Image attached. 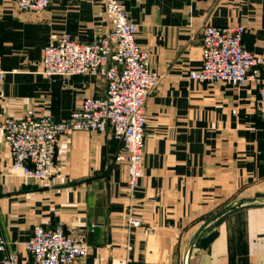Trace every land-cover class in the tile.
<instances>
[{"label": "crops", "instance_id": "crops-1", "mask_svg": "<svg viewBox=\"0 0 264 264\" xmlns=\"http://www.w3.org/2000/svg\"><path fill=\"white\" fill-rule=\"evenodd\" d=\"M137 24L136 42L150 52L158 82L145 102L143 175L131 195L126 164L110 129L74 131L56 146L54 182L14 175L0 128V235L15 264L34 224L61 223L89 246L73 264H264V120L253 83L194 82L205 25L244 27L243 47L264 58V0H122ZM105 0H51L23 12L0 0V125L49 116L59 122L86 97L103 96L93 75L45 77L44 46L66 34L89 43L105 34ZM264 73V65L262 66ZM244 200L216 228L205 249L199 230L218 211ZM128 218L140 225L131 227ZM96 228L90 232V225ZM145 228L149 231L144 232ZM204 233L203 235H205ZM3 253L0 252V264Z\"/></svg>", "mask_w": 264, "mask_h": 264}, {"label": "built area", "instance_id": "built-area-1", "mask_svg": "<svg viewBox=\"0 0 264 264\" xmlns=\"http://www.w3.org/2000/svg\"><path fill=\"white\" fill-rule=\"evenodd\" d=\"M18 10L37 13L51 0H12ZM109 28L89 43H80L69 35H60L42 51L37 72L45 77L93 75L103 79V96L86 97L67 119L53 121L49 116H25L7 119L0 128L11 156L14 175L40 182H54L55 151L59 139L74 131L104 132L108 128L119 143L116 161L126 164L127 192L138 187L143 175L146 114L145 102L158 82L150 67V52L137 42V24L128 19L122 0H105ZM244 27L205 25L201 32V64L190 70L194 82L226 83L244 87L253 83L258 91V113L264 120V58L243 47ZM5 71L0 68V82ZM131 227L140 225L128 218ZM96 228L90 225V232ZM145 228L144 232H148ZM0 235L1 264H15L16 256L6 250ZM29 254L27 264H73L84 258L89 246L84 239L68 235L61 223L46 227L34 224L23 242ZM185 264V260L183 263Z\"/></svg>", "mask_w": 264, "mask_h": 264}, {"label": "water", "instance_id": "water-1", "mask_svg": "<svg viewBox=\"0 0 264 264\" xmlns=\"http://www.w3.org/2000/svg\"><path fill=\"white\" fill-rule=\"evenodd\" d=\"M256 198H261L264 197L263 194H255ZM244 200H239L236 204H231L228 205L223 212H221L220 214L214 216L212 218L213 222L212 224L207 225L204 224V226H202V228L199 230L197 236H196V242H195V246L197 249H201V250H205L210 243L217 237L218 235V231L216 230V228L225 220V218L228 217L229 214H231L232 212L237 211L238 209L242 208L241 204ZM204 233H206L205 235H203Z\"/></svg>", "mask_w": 264, "mask_h": 264}, {"label": "trees", "instance_id": "trees-1", "mask_svg": "<svg viewBox=\"0 0 264 264\" xmlns=\"http://www.w3.org/2000/svg\"><path fill=\"white\" fill-rule=\"evenodd\" d=\"M225 208H226V207H225ZM225 208H223L222 210H220V211H218L216 214H214V215L210 218L209 222L213 221L212 218H213L214 216L220 214L221 212H223Z\"/></svg>", "mask_w": 264, "mask_h": 264}]
</instances>
